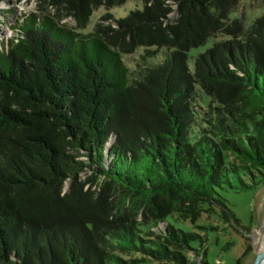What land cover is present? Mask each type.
I'll use <instances>...</instances> for the list:
<instances>
[{
    "label": "trees",
    "instance_id": "obj_1",
    "mask_svg": "<svg viewBox=\"0 0 264 264\" xmlns=\"http://www.w3.org/2000/svg\"><path fill=\"white\" fill-rule=\"evenodd\" d=\"M41 1L57 12L0 48V264H207L205 238L175 222L240 226L221 192L264 187V14L247 27L231 17L243 0ZM129 1L142 10L84 33Z\"/></svg>",
    "mask_w": 264,
    "mask_h": 264
},
{
    "label": "rangeland",
    "instance_id": "obj_2",
    "mask_svg": "<svg viewBox=\"0 0 264 264\" xmlns=\"http://www.w3.org/2000/svg\"><path fill=\"white\" fill-rule=\"evenodd\" d=\"M142 8L141 1H129L114 8L101 7L92 13L84 33L91 32L96 23H99L101 18L108 13L112 15L113 20H119L127 17L132 11L142 10ZM0 12H2L0 13V48H2L3 43H8L17 37V25L25 18L32 14L54 15L57 10L55 6L45 4L41 0H8L0 4ZM263 14L264 0H243L237 13L231 17L233 19L240 16L243 18L245 26L248 27L253 20ZM177 16L178 14L175 13L171 18L174 20ZM62 23L66 24L68 28L77 26L75 18L66 17ZM224 38L219 35L215 40L210 39L206 46L191 50L190 67H193V60L199 54L205 52L215 42L224 40ZM142 54V50H137L131 55H125L123 57L124 63L130 69L136 70ZM239 186L236 183V190L226 189L221 192V195L227 200V204L239 221L240 226L226 224L218 216L210 217L205 213H201L193 223L175 222L176 227L199 233L205 238L206 243L203 247H200L201 242L199 241L194 243L193 247L203 249V253H206L205 261L207 264H236L243 256L246 248L250 249L249 261L246 264H256L258 255L260 258H264L262 251L264 246V187L240 190ZM194 261L199 264L200 258L194 259Z\"/></svg>",
    "mask_w": 264,
    "mask_h": 264
},
{
    "label": "water",
    "instance_id": "obj_3",
    "mask_svg": "<svg viewBox=\"0 0 264 264\" xmlns=\"http://www.w3.org/2000/svg\"><path fill=\"white\" fill-rule=\"evenodd\" d=\"M256 264H264V258H260V256L258 255V258H257V261H256Z\"/></svg>",
    "mask_w": 264,
    "mask_h": 264
},
{
    "label": "bare ground",
    "instance_id": "obj_4",
    "mask_svg": "<svg viewBox=\"0 0 264 264\" xmlns=\"http://www.w3.org/2000/svg\"><path fill=\"white\" fill-rule=\"evenodd\" d=\"M264 245V244H263ZM262 251L264 252V246L262 247Z\"/></svg>",
    "mask_w": 264,
    "mask_h": 264
}]
</instances>
